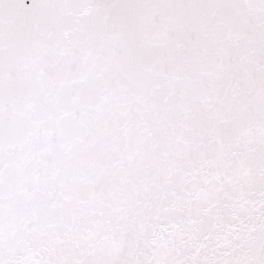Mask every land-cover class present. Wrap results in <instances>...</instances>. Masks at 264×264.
Segmentation results:
<instances>
[{
  "label": "snow or ice",
  "instance_id": "1",
  "mask_svg": "<svg viewBox=\"0 0 264 264\" xmlns=\"http://www.w3.org/2000/svg\"><path fill=\"white\" fill-rule=\"evenodd\" d=\"M0 264H264V0H0Z\"/></svg>",
  "mask_w": 264,
  "mask_h": 264
}]
</instances>
